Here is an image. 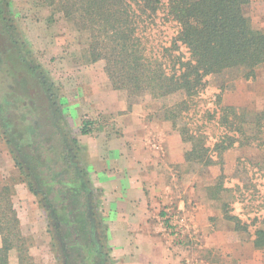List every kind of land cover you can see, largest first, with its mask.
I'll return each mask as SVG.
<instances>
[{
    "label": "rangeland",
    "instance_id": "rangeland-1",
    "mask_svg": "<svg viewBox=\"0 0 264 264\" xmlns=\"http://www.w3.org/2000/svg\"><path fill=\"white\" fill-rule=\"evenodd\" d=\"M2 2L8 6V36L16 39L20 46L24 45L20 47L24 66L16 69L13 78L3 80L0 74V117L12 126L16 137L25 135L28 126L35 127V131L29 127L32 130L30 140L32 148L36 147L41 153L44 170L33 163L31 172L40 180L48 182L51 172L60 170L56 163L58 144L52 125L64 138L71 165L63 175L62 183H53L49 187L46 183L34 182L33 177H26L15 165L0 127V183L11 189L12 206L33 261L36 264H63L61 246L70 245L64 243L66 240L60 244L54 236L46 204L54 206L60 214L68 212L69 218L88 216L93 230L92 241L101 253L100 264H140L144 255L150 253L140 234L118 230L116 220L108 215L105 191L97 183L102 184L105 180L106 169L102 170L101 165L96 164L95 170L103 173L96 171L95 175L87 165L90 151L96 156L98 153L104 155L108 142L114 137L112 145L119 147L126 142L124 145L136 154L139 163L144 159L157 160L156 167H136L134 172L150 175L152 180L156 178L154 185L166 193L167 198L160 197L162 200L157 207L158 212L164 214L159 220L165 227L161 232L179 256L173 264H264V244L255 246L253 242L256 231H264V155L261 150L256 146H234L224 152L222 168L218 163L203 165L184 159L181 163H169V146L165 141L164 148L153 151V146L151 149L147 145L142 147L139 140L146 138L151 130H173L181 139L177 127L163 117L160 110L161 106L178 102L181 95L152 99L145 94L128 99L124 91L111 87L102 60L88 62L85 34L77 31L44 0ZM246 11L253 25L263 29L264 0H251ZM2 43L9 46L7 35L0 37ZM11 52L16 53L17 48ZM33 66H37L35 72L41 70L51 83L58 112L55 113L56 108L49 109L50 103L40 102L42 91L30 69ZM206 80V88L196 99L191 112L194 125L207 122L201 131L209 134L211 143L221 128L208 112L217 115L223 105L241 107L248 112L264 110V64L256 68L253 78L234 72L208 76ZM2 96L9 105L4 104ZM33 98L38 100L43 115L34 112ZM83 120L90 122L92 132L87 136L80 133ZM181 123L178 121L177 125ZM152 134L149 135L151 143L158 142L159 136L152 138ZM125 136L132 137L131 146ZM45 139L54 144L51 149L43 142ZM181 142L184 154L191 148V143L182 139ZM120 175H115L119 181ZM78 180L82 186H77ZM29 181L35 190L44 193L31 192L27 185ZM42 195L45 202L41 201ZM227 216H234L236 220H228ZM226 220L232 222L233 229L227 226ZM81 226L82 223L77 221L71 230ZM126 233L134 237L129 236L126 240ZM132 238L137 244H129L130 241L134 243ZM160 242H157L159 247ZM8 255V264H17L18 256L25 253L21 252L20 245L18 249H11ZM72 255L78 260L86 258L85 251L72 252Z\"/></svg>",
    "mask_w": 264,
    "mask_h": 264
},
{
    "label": "trees",
    "instance_id": "trees-1",
    "mask_svg": "<svg viewBox=\"0 0 264 264\" xmlns=\"http://www.w3.org/2000/svg\"><path fill=\"white\" fill-rule=\"evenodd\" d=\"M44 1L71 22L77 31L85 34L88 62H104V71L113 89L124 91L128 99L145 94L152 99L175 94L182 96L178 102L161 106L160 110L163 117L170 119L177 127L182 141L191 143V148L183 154L184 161L203 165L218 163L222 168L224 152L244 145L256 146L264 155V110L248 112L241 107L223 105L217 115L208 112L221 128L212 143L209 134L203 129L201 131L207 122L194 125L191 112L196 99L206 88L208 76L236 72L243 77L253 78L256 68L264 64V28L255 27L246 11L251 0ZM7 10L8 6L0 0V37L7 35L10 42L9 46L0 44V74L3 80L13 78L16 69L24 66V57L20 52V47L24 45L20 46L16 39L8 36ZM16 48V53L11 52ZM30 69L42 91L40 102L50 103L49 109L56 108L55 113L58 112L55 94L47 76L41 70L35 72L37 66ZM4 99L2 96L4 104L9 105ZM32 103L34 112L43 115L38 100L33 98ZM178 121L182 122L180 126L177 125ZM0 127L5 144L21 173L49 187L53 183L64 182L63 175L71 165L64 138L54 125L52 128L55 131L52 133L57 139L56 163H59L60 170L51 172L48 182L31 172L33 163L41 171L44 170L41 153L34 145L32 148L30 140L35 127L28 126L25 135L20 137L15 136L5 118L0 117ZM91 132L89 120H83L80 133L86 135ZM44 141L50 149L54 146L48 140ZM27 185L34 194L44 193L35 190L30 181ZM78 185L82 186L79 180ZM10 195V187L0 183V264H8L9 251L18 249L20 245L25 255L18 256L17 264H36L28 246L24 244ZM87 218L84 214L76 217L82 226L73 233L69 232L67 241L73 245L77 242L89 243L85 234L86 224L91 221ZM227 219L236 220L234 216H227ZM57 221L61 224L69 221V213L58 212ZM234 224L236 227V221ZM256 235L254 245L261 246L264 244V231L257 230ZM59 240L63 243V239Z\"/></svg>",
    "mask_w": 264,
    "mask_h": 264
},
{
    "label": "crops",
    "instance_id": "crops-1",
    "mask_svg": "<svg viewBox=\"0 0 264 264\" xmlns=\"http://www.w3.org/2000/svg\"><path fill=\"white\" fill-rule=\"evenodd\" d=\"M130 115L133 114L130 113ZM151 133H153L151 135L152 138L153 136H159L158 142L155 141L151 143L149 138ZM125 139L130 142V146L131 143L133 144L132 137L125 136ZM91 140L92 138H90V141ZM163 141L169 146L168 162L181 163L184 159L182 151L183 143L179 138V134L175 131L167 130L163 132L151 130L148 131L146 138L141 137L139 140L142 147L147 145L148 148L151 149V146H153V151L164 148ZM108 143L109 145L106 146L104 155H102L103 153H98L96 156L93 151H90V156H88L89 158L87 160V165H90V171L94 172L95 175L97 173L96 171L99 170H95L96 164V166L100 164L102 170L106 169L104 173L103 171H98L105 175V180L102 184L98 181L97 183H99L105 191L104 202L107 206L108 215L116 220L118 230L132 232L136 235L140 234L141 239L143 238L146 240V247L149 248L150 253L144 255L145 258H142L140 264L175 263L178 261L179 256L175 255L176 249L172 246L170 240L166 239L165 233L161 232L163 229L165 231V227L159 220L164 214H160L157 207L162 197L167 198L166 193L162 192L163 189L161 190L154 185L157 182L156 178L152 180L150 175L148 176L146 174V176H142L134 172V168L136 167H143L145 169L148 167H156L157 160L155 158L144 159L139 163L136 154L124 145L126 142H124L122 146L119 144V147H117L112 145V143H114L113 137ZM162 154H164L163 151ZM106 161L107 165L105 166ZM117 168H119L118 172L116 171ZM139 171L142 172L141 170ZM116 174H121V181L116 178ZM114 179H116V182ZM229 222L230 221L226 220L225 223L233 229L234 225L232 222ZM132 235L133 234L126 233V238L124 237V239L127 240L129 236L134 237ZM132 240H134V243L130 241L129 244H137L135 238H132ZM157 242H160L161 247L157 246ZM156 248H159L160 252H158Z\"/></svg>",
    "mask_w": 264,
    "mask_h": 264
},
{
    "label": "flooded vegetation",
    "instance_id": "flooded-vegetation-1",
    "mask_svg": "<svg viewBox=\"0 0 264 264\" xmlns=\"http://www.w3.org/2000/svg\"><path fill=\"white\" fill-rule=\"evenodd\" d=\"M42 197L43 198L41 199V201L45 202L46 201L45 196L42 195ZM45 208L47 209V218L50 219V222H51L53 230H54V232H53L54 236L58 239H63L62 240L63 242L66 240L64 243L69 242V244H70L68 246L65 244H63L61 246L63 248V251H62V257H63L62 262H63V264H100L102 261V257L100 258L101 253L96 248V245L92 241L93 230H92L91 223L89 222L88 224H86L87 232L85 235L88 238L89 243L82 244V246H80L78 244L73 245L70 241H67V239L69 238V235H70L69 232L73 233L76 230V229L71 230V228H73V227H75V225H77L76 217L69 218V221L63 222L61 224L57 221V214L59 212L58 209H56L54 206H51L50 204L49 205L46 204ZM86 218H87V216H86ZM88 219L89 218H87V220ZM69 229H70V231H67ZM64 238H65V240H64ZM59 243L62 244V242H59ZM71 247H74V248L71 249ZM79 251H85L86 258H84L82 260L75 259L76 257L74 258V256L72 255V252L78 254Z\"/></svg>",
    "mask_w": 264,
    "mask_h": 264
}]
</instances>
